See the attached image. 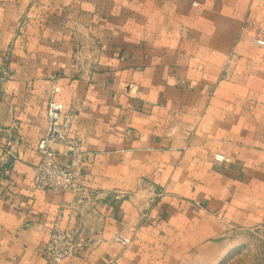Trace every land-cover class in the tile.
Wrapping results in <instances>:
<instances>
[{"label": "crops", "instance_id": "0c3cea01", "mask_svg": "<svg viewBox=\"0 0 264 264\" xmlns=\"http://www.w3.org/2000/svg\"><path fill=\"white\" fill-rule=\"evenodd\" d=\"M262 31L264 0H0V264H54L56 219L87 241L62 264H220L229 235L264 239ZM52 101L79 193L34 185Z\"/></svg>", "mask_w": 264, "mask_h": 264}, {"label": "built area", "instance_id": "2783aa9c", "mask_svg": "<svg viewBox=\"0 0 264 264\" xmlns=\"http://www.w3.org/2000/svg\"><path fill=\"white\" fill-rule=\"evenodd\" d=\"M255 42L260 46H264V31L255 39ZM62 110L63 105L60 102L52 101L49 105V132L38 145L41 159L33 167V181L35 187L40 190H50L60 193L71 189L73 192L79 193L83 190L86 154L80 143L69 137L67 131L68 122H63L61 119ZM57 141L64 143L63 150L60 153L55 152L52 148V144ZM59 155L68 157L69 162L60 163L58 161ZM214 161L222 164L230 161V159L218 155L215 156ZM116 240L123 246H128L131 243V238L123 235L116 236ZM86 244L87 241L80 231L64 227L61 220L56 219L52 222L48 231L45 249L52 263L62 264L81 253ZM116 263V257L112 256L103 264Z\"/></svg>", "mask_w": 264, "mask_h": 264}, {"label": "rangeland", "instance_id": "374dc122", "mask_svg": "<svg viewBox=\"0 0 264 264\" xmlns=\"http://www.w3.org/2000/svg\"><path fill=\"white\" fill-rule=\"evenodd\" d=\"M229 237L230 249L220 264H264L263 238L249 233H234Z\"/></svg>", "mask_w": 264, "mask_h": 264}]
</instances>
